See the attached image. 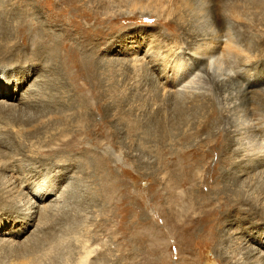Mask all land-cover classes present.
<instances>
[{
  "label": "rangeland",
  "instance_id": "obj_1",
  "mask_svg": "<svg viewBox=\"0 0 264 264\" xmlns=\"http://www.w3.org/2000/svg\"><path fill=\"white\" fill-rule=\"evenodd\" d=\"M7 1L17 0H0V7H6ZM26 1L32 8L27 15L30 24L25 30L29 40L27 45L31 41L37 43L43 29L58 35L68 29L71 37L55 41V61L61 73L58 81L61 80L63 88H55L58 81L54 84L51 101L61 107L60 99H64L67 108L71 106L70 96L76 97L77 101L86 98L85 112H88L89 123L79 121L69 127V118L61 115L63 121L58 123L54 119L47 134L31 139L25 124L29 117H34L33 112L0 109V127L6 128L0 130V168L11 163L15 176L33 185L42 178L36 173H39L37 161L52 164V149L58 152L55 158L58 166L65 167L66 164L69 169L74 168V172L59 177L55 175L60 167L46 173L50 174L46 177L56 189L59 200L54 201V197L45 203L48 211L46 224L35 234V228H32L20 241L34 237L39 245L46 241L56 242L51 258L41 259V264H83V261L84 264H264V257L256 258V253H264V221L256 217L260 212L252 210L255 205L251 199L264 193V168L249 177L230 180L224 172H231V168L222 170V165L217 163L221 155L219 148L202 143L208 133L201 125L203 120L192 114L185 124L178 122L174 116L176 112L171 111L182 101L167 98L156 85L161 72L164 73L172 61L165 54L169 61L161 59V51L159 56L149 51L154 49L157 41L162 40L166 45L170 43L173 46H168L170 51L179 50L182 55L175 53V57L173 54V62L190 58L185 55L188 52L186 37L183 36L185 25L177 20L173 9L168 11L171 4L178 6L177 0H160L157 3L160 19L156 18V9L155 14L145 10L149 7L147 0L143 2V12L148 14L143 17L138 12L139 8L129 14L133 11L129 7L131 5L127 6L122 0H105L108 9H99L98 4H88L84 0ZM65 7L67 10H63ZM168 22L173 25L169 27ZM13 35L19 42L18 35L15 32ZM84 40L90 42L88 47L81 45ZM138 44L140 50L136 49ZM147 49L149 54L146 57L151 55L150 59L155 56L161 59L162 63L156 70L139 64V58ZM252 53L255 59L264 63V52L255 50ZM184 56L187 57L184 59ZM66 59H69L67 66L72 67L75 80L69 79ZM259 67L252 68L264 74L261 70L264 68ZM24 68L23 73L29 71V77H25L29 84L36 78L37 68L30 64ZM18 70L12 73H19ZM191 70H185L179 81L184 76V81L192 79L194 67ZM223 71L217 72L212 67L210 75L202 73L193 90L201 96L213 95L215 114L209 117V130L214 132L213 139L219 140L221 146L232 126L242 121L239 114L231 121L226 120L230 97L240 102L239 96L214 91L215 85L225 79L221 76ZM243 85L249 93L256 91L252 101L260 103L264 89L259 91V88L264 87V81L261 85L256 83L255 87ZM62 108H57V112H62ZM164 108L170 112H163ZM158 109L163 110L156 112ZM77 111H81L80 108L69 112ZM217 119L218 123L214 125ZM80 128L87 129L88 136H84V130L80 131ZM52 135L55 136L51 138ZM186 135L190 139L186 140ZM71 138L76 139L74 145L66 147L65 139ZM259 145L251 140L248 149L257 152L261 149ZM245 146H234L233 151L241 152ZM183 150L208 153L207 158L197 157L204 162L198 164L196 174L190 177L180 173L182 163L177 158ZM70 159L73 163L67 162ZM186 165L190 166L185 164L186 168ZM47 166L49 169L46 171L53 170ZM12 179L10 173L0 172V221L5 220L9 224L26 215L31 204L30 199L22 195L6 197V185ZM230 195L244 205L234 204ZM244 196L247 203H244ZM258 197L264 200L263 196ZM206 200L209 201L208 207H203ZM189 205L192 206L191 211L186 210ZM232 206L235 209L226 213ZM244 238L248 241L246 247L239 245L244 243ZM5 246L0 245V264H28L37 254L40 255L37 253L39 248L36 249L37 254H29L27 252L32 251L31 248L15 252L9 245ZM24 251L27 254L22 256L20 253Z\"/></svg>",
  "mask_w": 264,
  "mask_h": 264
},
{
  "label": "bare ground",
  "instance_id": "obj_2",
  "mask_svg": "<svg viewBox=\"0 0 264 264\" xmlns=\"http://www.w3.org/2000/svg\"><path fill=\"white\" fill-rule=\"evenodd\" d=\"M84 1H87L88 4H98L99 9H108L107 1L105 0ZM129 1L122 0V3L127 4V6L131 5L129 7L133 9V11L131 10L128 12L129 14L136 12L134 10L138 8V12L142 17L148 14L143 12V7H145L143 5L144 0ZM159 1L160 0H147L149 7L145 8V10L148 9L152 14H155L156 9L157 19L161 18L158 12L160 7L157 4ZM6 3V7H0V109L8 111L10 109H18L16 111L22 113H27L26 111L33 112L34 117H29L25 124L27 131L30 133V136H32L30 137L31 139L37 138V136L41 134H47L48 127L54 119H57L55 122L58 123L59 121H63V117L61 115L69 118L67 119L69 120L67 122L69 127L74 125V122H82L85 120L88 124V112H85L88 103L86 98H81L80 101H77L76 97L74 99L70 96L69 100L71 101V106L67 105V108H65L66 100L60 99L61 107L64 108V110L63 108L61 109L63 110L62 112H60V110L57 112L61 107H57L58 104L51 101V91L54 89V84L61 78V73L59 72L57 63L55 61V41L59 39L60 41H62V39H66L62 37H71L68 29L66 28L67 30H64V34L61 33L60 35L43 29L42 35L41 37H38L39 39L37 43L31 41L30 43L28 42L29 45H27V41L29 40L26 38L25 30L30 25L28 24L29 21H27V15L30 14L28 13L29 11H32L31 3H28L26 0H17L16 2L7 1ZM176 3L178 6L171 4V7L168 9V11L173 9L174 11L172 12L177 17V20L185 25L183 36L186 37V50L188 51L185 55H188L190 58L185 59L187 56H184L185 61H182L181 59V61L173 62L176 57L175 53L177 56L182 55H180V52H178L179 50L177 51V49H173L170 51V49L168 50V46L171 47L170 43L166 45L162 40H159L160 42L157 41V43H155L153 46L154 49H149V51L152 50L155 55L158 54L157 56H159V52L161 51L163 54V57L162 54L160 55L161 59L164 61H169L168 58H170V60H172L169 62L166 71L164 70V73L161 72L162 76H160V79L156 84L157 88L159 87L164 96L167 95V98L170 97V99L182 101V103L179 102L176 105L174 104V109L171 107L173 109H171V112H176L174 113V116H176L178 122L180 121V123L185 124L187 122V118L192 114H195V116L203 120L201 125L203 128L205 127V129L208 130V133L204 142L202 143L212 144V147L217 146L219 148L221 155L219 156L217 163L222 165V170L224 168L227 169L228 167L231 168V172H224V174H226L230 180H238V178L249 177L253 172L264 168V95L261 97L260 103H255V101H252V99H254L256 96L255 95L253 97L256 91L249 93L243 88L244 83L249 84L250 86L253 85L255 87L256 83L261 85L262 81H264V74H259L257 73L258 71L256 68H252L254 66H260L264 68V63L262 60L255 59L252 53L255 50H257V52L260 51V53L264 52V0H177ZM63 10H67L66 7L63 8ZM61 17L62 16H59L58 18ZM167 25L171 27L173 24L168 22ZM14 32L18 35L19 42L14 39ZM81 45L88 47L90 42L84 40L81 42ZM139 45L140 44H138L136 47L137 50H140ZM21 46L23 48H21ZM171 48H173V46ZM149 51L147 49L143 57L139 58V60H141V63L139 64L140 66L144 65L148 69L152 68L151 70H156V67L162 63L160 62L161 59L156 58L157 56L150 59L151 55L146 57V55L149 54ZM167 53H169V55ZM164 54L167 55L168 58ZM68 62L69 59H66V66ZM175 63L178 65H174ZM27 64H30L32 68H37V72L34 76L36 78L29 83L30 85L26 82V78L29 77V73L27 72L29 71L23 73V70L27 68H24V66H27ZM223 66L226 67L222 69ZM193 67L194 71L192 72ZM212 67L215 68L217 72H222V70H224L221 76H225V79H222V81L220 80L221 82L215 85L217 87H215L214 91L219 90L222 94H225L226 92L230 96H239L240 99V102L233 101L231 97L229 99L226 120L231 121L233 116H237L239 114V117L242 121L239 122L237 126H232L234 129L231 128L230 133L226 135L223 146H221V142L219 140H216V138L213 139L214 132L209 130L211 124V118L209 117H212L215 114L212 105V100L214 98L213 95L211 96L209 94L201 96L195 94L193 91L195 89L196 83L198 81L200 82L202 73L210 75V69ZM67 68L69 79L75 80V76L71 73L72 67L67 66ZM191 68L192 70L190 72H192L191 77L193 78L188 81H184V76L183 80L180 82L179 79H181V77L184 75V71L190 70ZM15 69H19V73H12ZM249 70L251 71L249 72ZM261 70H263L264 73V69ZM178 81L179 83L177 84ZM255 81L256 83H254ZM55 88H60L62 90L63 86H61V80L55 84ZM262 89H264V87L261 89L259 88V91H262ZM181 104L184 105V107L182 106L181 108ZM254 104L257 106H254ZM76 108H80L81 111L69 112L75 111ZM168 108H164L165 110L163 112H167L168 114L170 112V110H167ZM162 110L158 109L156 112H162ZM161 120H159V122ZM217 123L218 119L215 120L214 125ZM159 126L161 127V125ZM216 128L217 127L214 129ZM0 130H6V128L0 127ZM80 131H83L82 133L84 136H88L87 132L89 131L87 129L80 128ZM161 133L164 132L162 131ZM55 135H52L51 138H53ZM185 137L186 140L190 139L188 135ZM72 138L65 139L64 145H66V147H71L74 145V141L76 139L72 140ZM202 140L203 139H201V141ZM251 140L254 141V144H260L259 148L261 149L257 152H252L251 148L248 149V144ZM242 144L246 146L242 148L243 150H241V152H239L240 150L233 151L234 146L237 147V145ZM197 145H200V142H198ZM238 149L241 148L239 147ZM53 151H56V149H52L50 151L52 158L50 161H52V164L51 162L48 163L47 161H37V164H39V167H41L42 170H39V167L37 166L39 173H36L39 174V178L41 176L42 178H40L33 185L31 182L28 184L26 179H20L19 177L17 178L13 172L14 169H11V163L6 164L5 166L3 165L0 168V172L6 171L10 173L13 178L12 182L6 185V197L10 198V196L22 195L23 197H28L31 203L29 212L24 216H20L11 224L7 223L5 220L0 221V245H9V248L13 250L15 249V252L21 251L22 249H26L25 251H27L31 248L32 251L27 253L30 254L31 252H34L35 254H40H37L28 264H41V259H45L46 257L51 258L50 254L54 247L53 245L56 243L55 242L53 244L46 241L40 243L39 245V243L36 244L37 238L34 237L25 238L24 241H20V238L23 237L28 231L30 232L32 228H35L33 234L39 231L42 226L46 224V220L48 219V211L46 210L47 207L45 203L51 199H54L57 193L56 189H53L51 183L48 182V177H46L50 176V174L46 173L54 172L59 169V167L61 168L59 169L60 172L58 171L55 177H57V174L59 177L61 174L63 175L74 172V168L69 169L70 167H67L68 165L66 166V164L65 167L58 166V162L55 160V158H57L56 156L58 152ZM180 153L181 155L179 154L177 158L178 162L180 161V163H182V170L180 173L187 177L195 175L198 164L200 162H204L202 159L197 158L199 155L202 156V158L208 157V153H201L199 150L195 151L194 153H191L188 150H183V152ZM100 160L101 159H99L98 162ZM72 161L73 159L67 160L69 163H73ZM64 163L65 162H63V164ZM188 163L190 166L186 165L187 168L184 167L185 164ZM47 165H49L53 170L50 169L49 171H46L49 169ZM213 176L215 177V174ZM262 194L259 195L264 197L263 192ZM258 196H255L254 199L253 197H250L255 205V209L252 210H255L256 212L257 209L260 213L257 214L258 216L255 213L254 215L264 221V200ZM229 197L232 199L231 195ZM244 198L246 199L245 196ZM58 200L59 196L54 199V201ZM232 200L235 202L234 204H236L238 199L234 197ZM245 201L244 203H247L248 199ZM202 204H204L203 207H208L207 205L209 204V201L206 200ZM240 204L244 205L243 203ZM231 208H227L226 213L234 210L235 206H232ZM186 210L191 211L192 206L189 205ZM249 210L251 211V208ZM246 241L247 239L244 238V243H240L239 245H244L246 247L248 242ZM259 245L262 246L263 243L259 242ZM38 248L39 252L36 251ZM25 251L19 253L23 256ZM27 253H25V255ZM256 256H258L256 258H262L264 257V253H256ZM85 259L87 260L89 258L86 257ZM82 263L84 264V261Z\"/></svg>",
  "mask_w": 264,
  "mask_h": 264
}]
</instances>
